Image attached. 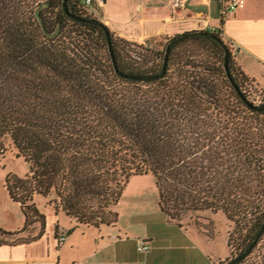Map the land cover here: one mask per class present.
<instances>
[{
    "label": "trees",
    "instance_id": "16d2710c",
    "mask_svg": "<svg viewBox=\"0 0 264 264\" xmlns=\"http://www.w3.org/2000/svg\"><path fill=\"white\" fill-rule=\"evenodd\" d=\"M0 0V155L28 166L5 188L24 216L21 230L0 228V246L27 244L45 233L34 197L77 225L117 223L114 211L133 177L152 175L159 207L171 223L187 213H222L233 224L227 246L244 251L264 218V110L257 85L208 36L159 49L115 37L113 67L94 13L67 0ZM108 29V28H107ZM126 76V77H124ZM259 90V89H258ZM260 103H264L261 93ZM211 237L204 231H199ZM57 235V234H56ZM236 264H264V233Z\"/></svg>",
    "mask_w": 264,
    "mask_h": 264
},
{
    "label": "crops",
    "instance_id": "0c3cea01",
    "mask_svg": "<svg viewBox=\"0 0 264 264\" xmlns=\"http://www.w3.org/2000/svg\"><path fill=\"white\" fill-rule=\"evenodd\" d=\"M229 1L185 0L173 8L171 0H106L96 11L115 37L154 49L192 31L220 32L237 65L264 94V0H245L233 11L227 9ZM18 159L0 155V228L8 232L24 224L19 205L5 188L9 173L24 177L28 171L26 164L18 170ZM143 177H133L125 187L113 226L77 225L55 213L48 204L52 197L36 195L34 202L46 218L45 233L31 243L0 246V264H217L226 257L214 251L215 238L169 222L160 210L156 185L143 183ZM61 236L65 239L60 243ZM141 243L149 249L139 251Z\"/></svg>",
    "mask_w": 264,
    "mask_h": 264
},
{
    "label": "rangeland",
    "instance_id": "374dc122",
    "mask_svg": "<svg viewBox=\"0 0 264 264\" xmlns=\"http://www.w3.org/2000/svg\"><path fill=\"white\" fill-rule=\"evenodd\" d=\"M93 11L95 13L93 17L99 20L98 12L96 10ZM250 89L251 99L254 100L255 104L258 106L263 96H261L259 90L255 86H252ZM9 154L10 153H8L7 155ZM11 155H14V153L11 152ZM14 164L17 165L18 170H23L26 168V165L22 159L16 160ZM142 181L143 183H150L151 185H155V180L152 175H145ZM180 223L183 226L191 227L192 229H198L199 231H204L208 233L212 238H215L213 242V249H215L214 251H216V253L221 256L226 255V257L218 261L217 264H226L236 255V253L234 252V247L227 246L228 236L229 233L233 230V224L228 222L222 213H218L215 215L209 212L187 213L180 219Z\"/></svg>",
    "mask_w": 264,
    "mask_h": 264
},
{
    "label": "water",
    "instance_id": "95a60500",
    "mask_svg": "<svg viewBox=\"0 0 264 264\" xmlns=\"http://www.w3.org/2000/svg\"><path fill=\"white\" fill-rule=\"evenodd\" d=\"M61 7H62V10L64 11V13L66 15H68L71 19H73L75 21H79V22H89L88 20L79 19V18L73 16L72 14H70L69 11H68V8H67V0H62ZM91 23L99 25V26H102L103 29L105 30L106 41H107V45H108L109 54H110V57H111V60H112V63H113V67H114L116 73L118 75L122 76L121 74H119V72L117 70L116 63H115V59H114V55H113V51H112V47H111V43H110L109 30L101 22L95 21V22H91ZM195 35L208 36L211 39H213L214 41H216L217 43H219L221 45V47L225 50L224 69H225V72H226V75H227L228 79L231 81L232 85H234L233 81H232V78L230 76V73H229V69H228V55H229V53L226 50L224 43L221 42V40L218 37H216L215 35H212V34L206 32V31H203V30L192 31V32L185 33L183 35L177 36V37L173 38L172 40H170L166 44L165 49H164V56H163V67H162V70L159 73V75L153 76V77H149V78H147V77L146 78H143V77L136 78V77H126V76H124V77L130 78V79H134V80H138V81H149V80H153V79H157L159 77H162L164 75V73H165V68H166V65H167L168 56H169V52H170L171 46H173L176 42H178V41H180V40H182L184 38H187V37H190V36H195ZM234 88H235L236 92L239 93V90L237 89V87L235 85H234ZM241 99L243 100V102L249 108H251V109H253L255 111L260 112V111L264 110V103L261 106H257L256 107V106L250 104L248 101H246L243 97H241ZM263 233H264V218H263V222H262V225H261L260 229L256 233V235L253 238V240L251 241V243L248 245V247L244 251H242L241 253L235 255L226 264H236L237 262H239L242 259H244L253 250V248L256 246L257 242L259 241V239H260V237L262 236Z\"/></svg>",
    "mask_w": 264,
    "mask_h": 264
},
{
    "label": "built area",
    "instance_id": "2783aa9c",
    "mask_svg": "<svg viewBox=\"0 0 264 264\" xmlns=\"http://www.w3.org/2000/svg\"><path fill=\"white\" fill-rule=\"evenodd\" d=\"M76 1L77 3H79V5L83 8V9H86V10H89L91 11L92 13L93 10H96V9H100L104 4H105V1L106 0H74ZM185 0H171L172 2V7L173 8H178L181 3H183ZM244 1L245 0H230L228 5H227V9L230 10V11H233L235 10L236 8H238L239 6L243 5L244 4ZM65 239L64 236H61L58 238V242H63ZM149 249V246L147 244H140L138 246V250L139 251H146Z\"/></svg>",
    "mask_w": 264,
    "mask_h": 264
}]
</instances>
